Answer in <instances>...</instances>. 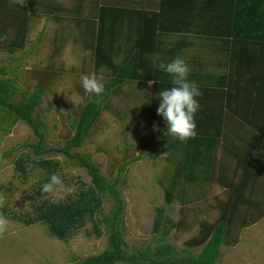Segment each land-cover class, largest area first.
<instances>
[{"label":"trees","instance_id":"1","mask_svg":"<svg viewBox=\"0 0 264 264\" xmlns=\"http://www.w3.org/2000/svg\"><path fill=\"white\" fill-rule=\"evenodd\" d=\"M138 3L141 5L138 6ZM138 3L101 8L98 23L93 22L96 29L89 33L88 39L95 37L97 41V66L104 64L112 70V74L104 82L105 91L100 103L94 102L97 99L95 96H89L80 115L74 118L75 133L66 139L63 151L91 175L90 184L82 182L83 186L73 195L46 201L38 206L32 217L21 220L27 225L44 223L53 236L62 240H67L89 222L92 224L91 229H87L90 236L101 237L106 233L109 245L77 264H217L222 255L221 246L227 242L225 236L230 230L237 228L234 236L237 240L240 227L254 224L264 216L263 193L260 200L253 195L264 186V156L253 153L260 147L264 150V89L238 83L239 75L236 73H224L218 78L206 71L212 60L201 59L206 53L204 50L209 47L208 42L215 45L218 41L226 48L241 47L242 50L230 49L242 66L240 72L251 82L254 79L257 84L263 82H258V74L253 71L255 63L252 57L257 56L258 50L264 49V0H154L151 7L146 0H138ZM24 6L19 9L18 3L13 0H0V47H6L11 53L22 48L27 37L31 15L28 10L33 6ZM69 7L79 17L83 16L80 7L73 3ZM1 14L7 17L2 20ZM125 25L130 27L129 32L125 30ZM191 29L195 41H188L186 36H182ZM170 35L175 39H169ZM85 44L87 46L88 41ZM205 45L207 48L202 49ZM190 48L195 52L184 61L200 62L194 68L195 73L190 69L188 80L196 83L202 96L197 97L200 104L195 116L197 135L182 143L165 134L167 125L157 115L160 103L157 94L173 86L172 77L165 71L167 64L172 62L166 54L170 53L175 58L178 54L187 56L186 51ZM223 50L219 49L220 52ZM122 53L126 56L116 60ZM55 67L53 63L47 68V73H54ZM0 70L7 73L5 66ZM149 81L154 83L150 85ZM127 84H130V91L126 95L139 101L141 115L148 112L146 118L165 127L160 140L164 143L162 150L177 149V154L172 155L175 158L172 164L178 165L170 168L176 172L172 177L173 184L166 189L167 202L171 203L180 193L189 199H201L204 188L214 187L215 184L229 193L221 199L223 203L216 204L220 217L215 221H205L208 230L196 238L192 237L187 247L179 251L182 256L176 254L175 245L165 242L172 228L179 223L167 224L170 219L162 218L163 209H160V216L155 222L154 232L162 234L157 236L155 247L149 245L131 250L124 238V180L119 174L113 179L104 176L90 154L73 152L92 134L100 114L110 107L111 95ZM20 90L14 76H0V106L6 108L15 121L27 123L38 137L37 141L27 145L41 158L35 159L29 154L27 157L20 156L16 160V171L26 176L29 163H34L45 170V184L52 174H58L61 167L59 160L43 157L51 152L44 143L46 122L37 112L45 90L37 87L31 92L23 91L22 97L15 101ZM36 112L38 114L34 116ZM218 148L232 158V164L236 165L233 174L228 161L217 162ZM5 155L0 154L2 157ZM139 158L138 155L127 162ZM126 165L121 164L119 170L123 171ZM42 185L36 190L37 194H42ZM2 188L0 183V190ZM107 199L114 200L108 212L104 207ZM0 211L8 215L6 208ZM248 211L254 212L249 219L244 217ZM239 220L241 224L238 226ZM195 248L199 249L195 251Z\"/></svg>","mask_w":264,"mask_h":264},{"label":"rangeland","instance_id":"2","mask_svg":"<svg viewBox=\"0 0 264 264\" xmlns=\"http://www.w3.org/2000/svg\"><path fill=\"white\" fill-rule=\"evenodd\" d=\"M13 1L18 3L19 9L30 4L33 8L28 10L31 15L24 46L14 53L9 52L6 47H0V69L3 66L7 69V73L0 70V76L16 78L21 90L15 101L22 97L23 91L31 92L37 87L44 88L37 112L46 122L47 135L44 143L51 152L43 157L60 161L58 174L63 188L57 187L52 193L37 194L36 190L44 184L45 170L29 163L26 176L16 171V160L20 156L27 157L29 154L32 158H41L27 145L37 141L38 137L27 123L15 121L14 116L0 106V154H6L3 162H0V183L3 186L0 195L6 198L4 208L7 209L6 217L10 220L8 231L0 236V264H77L86 256L103 251L109 245L108 235L105 233L101 237L95 234L90 236L87 229H91L92 224L89 222L67 240H62L53 236L46 224L38 222L27 225L21 218L32 217L38 206L46 201L73 195L83 186L82 182L85 185L90 184L91 175L84 167L76 164L74 158L65 155L63 146L66 139L75 133L73 120L80 115L88 101L89 95L85 94L82 88L81 77L92 73L99 76L103 70L104 83L112 74V70L107 69L104 64L97 66L96 39L93 36L91 37L94 39H88L89 33L95 29L92 23L95 19H87L86 12L89 14L95 10L94 0H87L89 5L80 17L67 5V0ZM4 17L7 16L1 14L2 20ZM124 28L129 32L130 27L125 25ZM189 32L191 31L182 36H186L188 41H195L194 34ZM168 38L175 39L172 35ZM85 41L90 45L86 46ZM215 43L213 45L208 42L209 47L205 45L202 49L224 48L218 41ZM207 49L204 51L209 52L214 61L220 60L226 64L224 69L232 68L236 61L233 54ZM194 52L190 48L186 51L187 56L181 57L178 54L177 57L186 60ZM167 55L169 60L175 59L174 55ZM124 56L125 53H122L116 60ZM199 62L200 60L187 65L192 70L197 68ZM53 63L57 66V74H48L46 70ZM206 68V71L211 72L216 66L211 64ZM219 69H222L221 66ZM129 85L119 87L111 95L110 107L100 114L93 125L92 134L85 143L73 152L90 154L92 161L104 176L113 179L119 174L124 180V238L131 250L149 245L155 247L157 236L162 235L160 232H154L155 222L160 216V209H163L162 218L170 219L167 224L179 223L177 227L172 228L165 242L175 245L176 254L182 256L179 251L187 247V242L208 230L205 221H215L220 217V209L216 208V204L220 201L223 203L221 199L226 198L229 193L215 184L214 187L204 188L201 199H189L184 193H180L171 203L167 202L166 189L173 184L172 177L176 172L170 168L178 165L172 164L175 160L172 155L177 154V149L162 150L164 143L160 140L162 132L165 133V127L160 126L158 121L153 122L146 118L148 112L141 115L139 101L126 95L130 91ZM253 153L264 156L262 147L253 150ZM138 155L139 159L127 162ZM216 155L219 158L217 162L230 163V173L233 174L236 165L232 164V158L221 148L217 149ZM123 163L127 165L120 171ZM237 168L239 169V166ZM189 191L193 193V190ZM262 193L264 197V186L253 194L254 198L260 200ZM112 204L114 200L105 201L107 212ZM262 206L264 207L263 204ZM253 213L248 211L244 217L249 219ZM237 224L239 226L241 221H237ZM236 229L233 228L225 236L227 242L221 246L222 255L217 264H264V216L254 224L240 227L237 240L234 239ZM196 249L199 248H195V251Z\"/></svg>","mask_w":264,"mask_h":264},{"label":"clouds","instance_id":"3","mask_svg":"<svg viewBox=\"0 0 264 264\" xmlns=\"http://www.w3.org/2000/svg\"><path fill=\"white\" fill-rule=\"evenodd\" d=\"M219 67L209 73H213L220 78L224 73H218V71H221ZM165 71L172 77L171 83L173 86L157 94L160 100L157 115L161 116L167 125L165 134L173 140L183 143L195 138L197 135L195 116L200 108L197 97L202 96V92L195 82L188 80L190 68L181 58L177 57L167 64ZM103 80V70H101L99 76L96 73H92L81 77V85L85 94L90 97L95 96L97 98L94 101L95 103H100V98L104 94ZM152 83L154 81H149L150 85ZM67 98L75 103L74 100ZM0 162H3L2 156H0ZM57 187L63 188V182L59 174L54 173L49 181L42 185L41 191L42 193H52ZM5 205L6 198L0 195V209H3ZM9 225L10 220L0 211V236H3L8 231Z\"/></svg>","mask_w":264,"mask_h":264},{"label":"crops","instance_id":"4","mask_svg":"<svg viewBox=\"0 0 264 264\" xmlns=\"http://www.w3.org/2000/svg\"><path fill=\"white\" fill-rule=\"evenodd\" d=\"M94 1H95V7H96L95 10L90 12L89 14L86 12L87 19H90V18L95 19L94 21H92V23L93 22L98 23L97 20L100 16L101 8L105 9L106 5L122 6V4H123L124 6L125 5L132 6L131 4L136 5V3H138V0H94ZM146 2H149L150 7L153 4V0H146ZM71 3H73V5L80 7L82 9V13L87 9V5H89V2H87V0H75V1L74 0H67V5L70 6ZM139 5H141V4L138 3V6ZM107 21H109V20H107ZM113 22H111V23H113ZM78 23H80V22H78ZM190 31L191 32H189V33H193L192 29ZM73 41H74V43H76L74 38H73ZM223 49L224 50L222 52H220L219 49H216L215 52H218V53H227L228 52V53H230V49L231 50L232 49L242 50L241 47H238V48H226V47H224ZM207 59L212 60V65H214L216 67L221 66V68H222L221 72L222 73H226L227 75H229L231 73L238 74L239 75L238 76L239 79L237 81L238 83L245 84V85H252L253 87L257 86V87H259V89H261V88L264 89V81H263L264 80V49L258 50L257 56L254 58L252 57V60L255 63V67L253 66V71H255L258 74V78H259L258 82H260V80L263 81V82H260L259 84H257L255 82V79H254V82H251L246 75H243L240 72V70H243V69H242V66H241V64L237 58H236V61L234 62V65L232 66V68H227V69H224V68H226V64L222 63V61H220V60L214 61L213 57L209 54V52H206L205 55H203L201 60H207ZM186 64H194V62H189ZM192 71L195 73L196 69H192Z\"/></svg>","mask_w":264,"mask_h":264}]
</instances>
